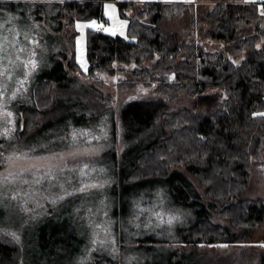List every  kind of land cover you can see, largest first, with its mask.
<instances>
[{"label": "trees", "instance_id": "obj_1", "mask_svg": "<svg viewBox=\"0 0 264 264\" xmlns=\"http://www.w3.org/2000/svg\"><path fill=\"white\" fill-rule=\"evenodd\" d=\"M103 1L113 0L52 1L48 24L58 32L64 17L72 29L76 22L101 20ZM7 5L14 4L0 0V6ZM118 7L128 18L127 35L88 28L85 72L75 62L76 32L69 36L63 50L52 55L62 75L37 80L30 103L18 106L20 137L38 133L57 117L87 125L108 113L109 146L103 154L112 157L118 181L130 187L169 182L175 203L194 210L190 224L177 229L180 245H244L264 222L263 200L244 195L254 159L264 150V116L254 115L264 113V4L194 0ZM168 23L175 26L168 28ZM212 42L216 46H205ZM66 66L91 80L98 71L111 76L126 72L121 83L154 85L157 96L126 99L115 111L93 85L82 91L61 88ZM180 94L187 105L170 112ZM170 165L184 170L169 172ZM214 216L222 223L214 222ZM177 251L145 264H188ZM16 253L17 247L0 236V264H14ZM103 261L110 263L97 256L91 264Z\"/></svg>", "mask_w": 264, "mask_h": 264}, {"label": "rangeland", "instance_id": "obj_2", "mask_svg": "<svg viewBox=\"0 0 264 264\" xmlns=\"http://www.w3.org/2000/svg\"><path fill=\"white\" fill-rule=\"evenodd\" d=\"M11 1L14 5L0 6V35L15 40L17 48L25 51L18 53L17 61V51L9 48V55L15 61V66H8L11 79L0 77V87L4 89L0 93V236L17 247L14 264H91L97 256L109 259L110 263L101 264H145L152 263L154 258L164 261L174 250H178L179 258L183 254L188 264H264V247L261 246L264 222L244 245L221 247L217 244L199 248L180 245L177 229L190 224L194 210L175 203L169 182L130 187L118 181L112 157L103 154L109 146L108 113L87 125H79L70 117H57L47 121L38 133L20 137L23 116L18 106L30 103L32 86L37 80L62 75L52 55L56 57L63 50L65 40L75 32V62L81 71H86V30L95 26H77L96 21L106 33L126 36L128 18L121 14L118 6L141 2L103 1L101 20L76 22L72 29L68 26L69 19L64 17L62 28L55 32L48 24L54 11L49 3L55 0ZM167 1L189 3L194 0ZM256 2L262 8L264 0ZM109 5L111 7H107ZM173 24L168 23L167 27L175 26ZM205 46L214 47L216 43H205ZM29 60L36 62L34 70L24 67L23 62ZM117 66L132 68L131 65ZM66 69L68 74L61 78V88L82 91L87 88L86 84L93 85L108 96L115 111L126 99L157 96L154 85L121 83L128 77L126 72L111 76L98 71L96 79L91 80L82 73L70 71L67 66ZM21 80L25 81L22 86ZM184 105L187 100L181 95L173 102L170 112ZM43 120L39 115L38 122ZM115 124L119 148L120 129L116 118ZM167 169L179 171L184 170V166L170 165ZM191 181L196 183L193 177ZM84 185L100 187L65 195ZM244 195L260 197L264 202V150L254 159ZM61 196L64 199H59ZM213 220L222 223L217 216ZM13 233L18 240L13 238ZM94 239L97 243H93ZM99 241H104L102 246Z\"/></svg>", "mask_w": 264, "mask_h": 264}, {"label": "snow or ice", "instance_id": "obj_3", "mask_svg": "<svg viewBox=\"0 0 264 264\" xmlns=\"http://www.w3.org/2000/svg\"><path fill=\"white\" fill-rule=\"evenodd\" d=\"M244 2L245 3H249V2L255 3L256 0H244ZM107 7H111V6L109 5ZM260 14L264 15V10H262ZM93 26L102 27V26L96 25V21H92V23L89 25H78L77 27H93ZM114 34L115 33H113V35ZM25 39H27L26 34H25ZM9 48L15 49L17 51V55H16L17 61L19 60L18 53L25 51V49L17 48V44H16L15 40H9V38L7 36L0 35V77H8V79H11L10 69L8 66L9 65L15 66V61L9 55ZM23 64H24V67H29L30 70H34L36 67V62L34 60H29L27 62H23ZM19 83L22 86L25 83V81L21 80V81H19ZM3 91H4V89L2 87H0V93H2ZM17 91H19V89ZM14 98H15V93L13 94V99ZM6 115L11 116L12 114L6 113ZM254 115L264 116V113H256ZM6 179L7 178H5V180ZM37 182H39V181H37ZM25 183H27V181H25ZM61 187H63V186H61ZM95 187H100V185H84L78 189H75L73 192H66L65 195L71 196V195H74L75 192L84 193V192L88 191L89 188H95ZM0 195H2V193H0ZM12 198L15 199V197H12ZM59 199H64V196L59 197ZM169 222H171V221H169ZM104 231L107 233L108 230L105 229ZM12 235H13L14 239L18 240V237H16L14 233ZM93 243H97V241L94 239ZM99 243L102 246L104 241H99ZM261 246L264 247V245H261ZM221 247H226V246L222 245Z\"/></svg>", "mask_w": 264, "mask_h": 264}, {"label": "built area", "instance_id": "obj_4", "mask_svg": "<svg viewBox=\"0 0 264 264\" xmlns=\"http://www.w3.org/2000/svg\"><path fill=\"white\" fill-rule=\"evenodd\" d=\"M98 26H100V25H98ZM94 30H95L96 32L104 31V29H103L102 27H97V26L94 27Z\"/></svg>", "mask_w": 264, "mask_h": 264}, {"label": "crops", "instance_id": "obj_5", "mask_svg": "<svg viewBox=\"0 0 264 264\" xmlns=\"http://www.w3.org/2000/svg\"><path fill=\"white\" fill-rule=\"evenodd\" d=\"M148 1H150V0H137V2H141V3H143V2H148ZM165 2H168L167 0H165ZM258 3V2H257Z\"/></svg>", "mask_w": 264, "mask_h": 264}, {"label": "water", "instance_id": "obj_6", "mask_svg": "<svg viewBox=\"0 0 264 264\" xmlns=\"http://www.w3.org/2000/svg\"><path fill=\"white\" fill-rule=\"evenodd\" d=\"M264 245V244H263Z\"/></svg>", "mask_w": 264, "mask_h": 264}]
</instances>
